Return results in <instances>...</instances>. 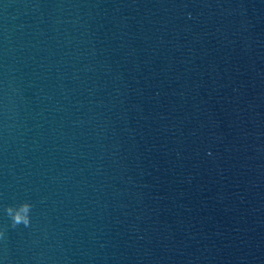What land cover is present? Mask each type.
Returning a JSON list of instances; mask_svg holds the SVG:
<instances>
[{
  "label": "clouds",
  "instance_id": "1",
  "mask_svg": "<svg viewBox=\"0 0 264 264\" xmlns=\"http://www.w3.org/2000/svg\"><path fill=\"white\" fill-rule=\"evenodd\" d=\"M32 207V204L28 201H24L15 206H8L5 211L11 220V226L13 228L21 225L24 227H29L31 224ZM3 238H5V232L0 230V239Z\"/></svg>",
  "mask_w": 264,
  "mask_h": 264
}]
</instances>
